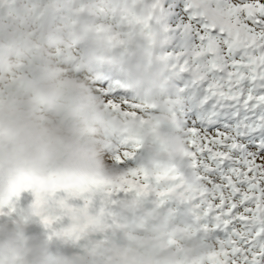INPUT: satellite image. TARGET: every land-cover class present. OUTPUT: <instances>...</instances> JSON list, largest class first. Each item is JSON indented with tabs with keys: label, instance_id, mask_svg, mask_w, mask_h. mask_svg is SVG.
<instances>
[{
	"label": "clouds",
	"instance_id": "9594fccd",
	"mask_svg": "<svg viewBox=\"0 0 264 264\" xmlns=\"http://www.w3.org/2000/svg\"><path fill=\"white\" fill-rule=\"evenodd\" d=\"M261 95L264 0H0V264L231 258L226 220L264 228Z\"/></svg>",
	"mask_w": 264,
	"mask_h": 264
},
{
	"label": "snow or ice",
	"instance_id": "6c2138e0",
	"mask_svg": "<svg viewBox=\"0 0 264 264\" xmlns=\"http://www.w3.org/2000/svg\"><path fill=\"white\" fill-rule=\"evenodd\" d=\"M259 98L264 100V95ZM252 100L253 97L249 96L248 101ZM247 201L248 197L244 196L240 205L233 203L230 208H223V215L227 218L235 217L239 222H245L252 213V208ZM225 225V233L233 236L232 247L228 254L231 258L226 257L219 264H240V261H243V264H264V228L245 236L240 232H233V225L228 223V220L225 221ZM258 256L259 259H257Z\"/></svg>",
	"mask_w": 264,
	"mask_h": 264
},
{
	"label": "trees",
	"instance_id": "16d2710c",
	"mask_svg": "<svg viewBox=\"0 0 264 264\" xmlns=\"http://www.w3.org/2000/svg\"><path fill=\"white\" fill-rule=\"evenodd\" d=\"M241 118V114L236 112L234 109L225 108L220 109L217 116L207 125L209 131H216L225 128L226 126H232ZM194 122H201L200 116L197 114L194 117ZM259 143V141H258Z\"/></svg>",
	"mask_w": 264,
	"mask_h": 264
},
{
	"label": "rangeland",
	"instance_id": "374dc122",
	"mask_svg": "<svg viewBox=\"0 0 264 264\" xmlns=\"http://www.w3.org/2000/svg\"><path fill=\"white\" fill-rule=\"evenodd\" d=\"M207 125H208V123H207ZM221 130H222V129L218 130V132L221 131Z\"/></svg>",
	"mask_w": 264,
	"mask_h": 264
}]
</instances>
